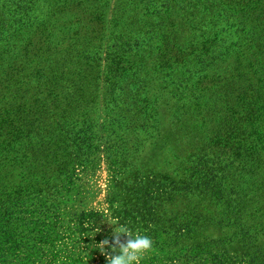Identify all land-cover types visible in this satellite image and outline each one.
Instances as JSON below:
<instances>
[{"label": "rangeland", "instance_id": "obj_1", "mask_svg": "<svg viewBox=\"0 0 264 264\" xmlns=\"http://www.w3.org/2000/svg\"><path fill=\"white\" fill-rule=\"evenodd\" d=\"M14 69L1 106L52 88L44 138L91 141L68 178L30 167L42 132L16 141L0 264H107L103 216L126 209L142 264H264V0H0V83Z\"/></svg>", "mask_w": 264, "mask_h": 264}, {"label": "trees", "instance_id": "obj_2", "mask_svg": "<svg viewBox=\"0 0 264 264\" xmlns=\"http://www.w3.org/2000/svg\"><path fill=\"white\" fill-rule=\"evenodd\" d=\"M28 3L31 4L32 1ZM21 72V70L14 69L13 73L0 83V95L11 93L13 85L17 84L16 78ZM22 91L18 90L16 97L24 98L25 94L28 95L30 93L25 91L21 94ZM45 94L47 97H42ZM4 98V96H0V100ZM51 98L53 99L51 100ZM56 98L55 90L48 87L44 91L40 89L37 93L32 94L30 98L31 105L28 107L27 101H20L15 98L13 99L14 106L12 107L8 108L0 105V255L19 250L21 244L18 239L21 236L15 225L20 220L17 217L20 214V197L26 190L15 186L14 181L10 180L11 174L7 172L8 166H10L12 161L9 155L14 153L16 141L22 137H29L31 134L42 132L43 139L37 144L39 146L36 152L38 153L37 157L32 155L33 161H31L30 167L42 169V173L45 176H50L52 173L58 174V178H61L60 176L62 175L68 178L67 175L70 174L72 166L79 165L77 162L79 161L80 153L83 151L82 149L89 147L88 144L91 141L89 127L78 131L79 134L72 138L64 137L66 140H60V143L49 137L44 138V133L48 131V122L54 118L50 106H55L53 102ZM48 138L49 140L46 141ZM73 148L76 150L69 152ZM59 153H62V155L58 156L57 154ZM81 163L82 161L80 166ZM53 165L55 169H53ZM28 188L32 189L34 193H39L41 190L40 185L29 184ZM126 212L127 209L125 211H117L116 214L123 221L131 223L129 217L125 216ZM82 216L83 218L79 220L77 231L81 234L80 238L87 241L86 232L95 228L94 225L89 223L93 215L83 214ZM221 259L223 258L218 260L223 261Z\"/></svg>", "mask_w": 264, "mask_h": 264}, {"label": "clouds", "instance_id": "obj_3", "mask_svg": "<svg viewBox=\"0 0 264 264\" xmlns=\"http://www.w3.org/2000/svg\"><path fill=\"white\" fill-rule=\"evenodd\" d=\"M103 217L112 226V239L105 238L96 247L107 264H142L153 251V240L139 230L133 232L127 224L121 223L119 217L110 213ZM95 232H100V228L96 227Z\"/></svg>", "mask_w": 264, "mask_h": 264}]
</instances>
